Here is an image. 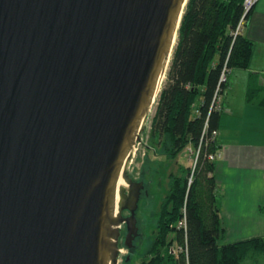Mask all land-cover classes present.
<instances>
[{
    "label": "water",
    "instance_id": "water-1",
    "mask_svg": "<svg viewBox=\"0 0 264 264\" xmlns=\"http://www.w3.org/2000/svg\"><path fill=\"white\" fill-rule=\"evenodd\" d=\"M187 0H0V264H118L129 162ZM127 212V213H124Z\"/></svg>",
    "mask_w": 264,
    "mask_h": 264
},
{
    "label": "trees",
    "instance_id": "trees-1",
    "mask_svg": "<svg viewBox=\"0 0 264 264\" xmlns=\"http://www.w3.org/2000/svg\"><path fill=\"white\" fill-rule=\"evenodd\" d=\"M245 0H187L177 39L151 119V134L171 144L177 155L187 146L201 150L194 170L171 177L169 192L157 218L156 232L140 264H242L250 254H264V240L254 237L238 242L223 241L214 161L222 111H215L213 98L222 97L229 73L247 70L253 42L242 33L234 36L239 21H248ZM228 71L220 83L223 69ZM247 100L258 99L264 107V81L250 74ZM207 129L204 132L205 124ZM191 177V182L189 179Z\"/></svg>",
    "mask_w": 264,
    "mask_h": 264
},
{
    "label": "crops",
    "instance_id": "crops-1",
    "mask_svg": "<svg viewBox=\"0 0 264 264\" xmlns=\"http://www.w3.org/2000/svg\"><path fill=\"white\" fill-rule=\"evenodd\" d=\"M242 34L253 42V56L247 70L230 73L222 97L223 112L217 137L220 149L214 165L216 207L223 236L242 230L263 238L264 107L258 105V99L248 102L247 87L250 74L264 77V0H258L253 6ZM244 119L250 128H247V141L241 142L237 139V127ZM243 203L248 204L250 213L245 214ZM233 242L237 241L226 240V243Z\"/></svg>",
    "mask_w": 264,
    "mask_h": 264
},
{
    "label": "rangeland",
    "instance_id": "rangeland-1",
    "mask_svg": "<svg viewBox=\"0 0 264 264\" xmlns=\"http://www.w3.org/2000/svg\"><path fill=\"white\" fill-rule=\"evenodd\" d=\"M229 78H231L230 75ZM263 79L264 77L260 76L258 82ZM154 109L155 104L147 118L128 166V175L134 181L143 180V187L147 194V196L141 194L135 213L140 236L133 242L135 248L124 249L123 239L126 228L125 225L121 226L118 264H140L156 232L157 218L162 202L169 192L170 178L173 176L181 177L185 175L186 171H190V173L193 171L194 157L186 152V148L175 155L172 153L170 141L166 137L158 139L152 136L150 125ZM241 121L242 123L238 124L237 127L239 132L237 139L246 142L247 128H250V124L245 119ZM243 207L245 214L250 213L248 204L243 203ZM242 232V230H235V235L233 233L228 234L229 236H224L223 241L238 242L240 238L243 240L256 236L249 232ZM242 264H264V254H250Z\"/></svg>",
    "mask_w": 264,
    "mask_h": 264
},
{
    "label": "built area",
    "instance_id": "built-area-1",
    "mask_svg": "<svg viewBox=\"0 0 264 264\" xmlns=\"http://www.w3.org/2000/svg\"><path fill=\"white\" fill-rule=\"evenodd\" d=\"M258 0H245L244 2V8L246 10V12L256 4ZM243 26H244V22H243V18L239 21L236 29H235V32H234V36L238 35V34H241L242 31H243ZM230 74V73H229ZM227 75H228V71L224 68L223 71H222V74H221V77H220V83H223L226 81L227 79ZM213 108L215 111H222L223 112V107H222V94L220 93L219 89L216 91L215 95H214V98H213ZM207 129V123L205 124V127H204V132L205 130ZM218 137V132L217 131H213L211 133V136H210V140L213 141L215 139H217ZM201 143L199 144V146L195 149V148H192L191 146H187L186 147V152L189 153L190 156H193L194 158V164H193V170L195 168V165L197 163V160H198V157H199V154H200V150H201ZM218 157V153H215V154H209L207 156V159L209 161H214L216 160V158ZM191 182V177L189 179V183Z\"/></svg>",
    "mask_w": 264,
    "mask_h": 264
},
{
    "label": "bare ground",
    "instance_id": "bare-ground-1",
    "mask_svg": "<svg viewBox=\"0 0 264 264\" xmlns=\"http://www.w3.org/2000/svg\"><path fill=\"white\" fill-rule=\"evenodd\" d=\"M162 88V87H161ZM161 91V90H160ZM160 93V92H159Z\"/></svg>",
    "mask_w": 264,
    "mask_h": 264
},
{
    "label": "flooded vegetation",
    "instance_id": "flooded-vegetation-1",
    "mask_svg": "<svg viewBox=\"0 0 264 264\" xmlns=\"http://www.w3.org/2000/svg\"><path fill=\"white\" fill-rule=\"evenodd\" d=\"M124 213H127V212H124Z\"/></svg>",
    "mask_w": 264,
    "mask_h": 264
}]
</instances>
